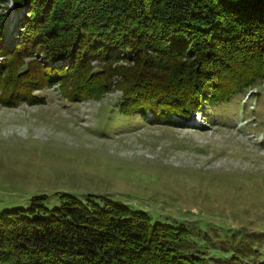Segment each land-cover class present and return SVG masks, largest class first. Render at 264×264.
I'll use <instances>...</instances> for the list:
<instances>
[{
  "label": "trees",
  "instance_id": "obj_1",
  "mask_svg": "<svg viewBox=\"0 0 264 264\" xmlns=\"http://www.w3.org/2000/svg\"><path fill=\"white\" fill-rule=\"evenodd\" d=\"M15 12L10 23L7 10ZM0 104L122 88L120 111L187 119L264 83V0H0ZM12 20V19H11ZM0 213V264H264L263 233L195 249L182 226L119 200L68 196Z\"/></svg>",
  "mask_w": 264,
  "mask_h": 264
},
{
  "label": "rangeland",
  "instance_id": "obj_2",
  "mask_svg": "<svg viewBox=\"0 0 264 264\" xmlns=\"http://www.w3.org/2000/svg\"><path fill=\"white\" fill-rule=\"evenodd\" d=\"M122 93L71 101L53 85L34 91L43 102L0 104V213L107 196L186 228L209 255L263 233L264 258V83L172 121L121 112Z\"/></svg>",
  "mask_w": 264,
  "mask_h": 264
}]
</instances>
